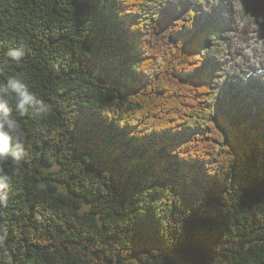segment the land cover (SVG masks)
<instances>
[{"label":"trees","instance_id":"1","mask_svg":"<svg viewBox=\"0 0 264 264\" xmlns=\"http://www.w3.org/2000/svg\"><path fill=\"white\" fill-rule=\"evenodd\" d=\"M150 1L0 0V80L50 105L13 113L31 147L5 167L0 264H264V114L211 108L209 23Z\"/></svg>","mask_w":264,"mask_h":264},{"label":"rangeland","instance_id":"2","mask_svg":"<svg viewBox=\"0 0 264 264\" xmlns=\"http://www.w3.org/2000/svg\"><path fill=\"white\" fill-rule=\"evenodd\" d=\"M146 13L154 18V22L161 19L166 27L176 20L187 24L183 29H188L189 25L201 29L206 23L217 24L220 33H209L207 48L204 50L207 64L218 69L212 73V87L217 96L211 108L217 107L220 111L227 112L235 105L233 100L243 97L247 104L245 107L251 110L247 109L246 113L236 115L237 122L248 117L254 119L264 113V84L243 79L244 73L257 69L255 66H248V61L259 59L260 65H264L261 61L264 53L254 55L250 49L253 40L257 44L264 41V15L257 12L255 0H151ZM191 14H194L193 20ZM241 27L247 29L250 40L246 41L245 34H241ZM238 42L242 43L239 51L234 53V45L238 47ZM257 88L260 89L258 93ZM248 99L251 103H247ZM242 104L240 103V109Z\"/></svg>","mask_w":264,"mask_h":264},{"label":"clouds","instance_id":"3","mask_svg":"<svg viewBox=\"0 0 264 264\" xmlns=\"http://www.w3.org/2000/svg\"><path fill=\"white\" fill-rule=\"evenodd\" d=\"M252 43L257 52L264 53V41L257 44L253 40ZM4 55L8 58L5 63H19L25 53L19 48H9ZM247 64L260 68L259 59L250 60ZM49 111L50 105L30 90L23 75L8 76L6 80H0V209L7 206V192L14 179L5 171V167L9 161L21 163L31 147L20 121L13 113L20 117L37 118L46 116ZM3 239V235H0V241Z\"/></svg>","mask_w":264,"mask_h":264},{"label":"bare ground","instance_id":"4","mask_svg":"<svg viewBox=\"0 0 264 264\" xmlns=\"http://www.w3.org/2000/svg\"><path fill=\"white\" fill-rule=\"evenodd\" d=\"M248 24V23H247ZM210 25V27H209V31H210V33L211 32H219L220 33V31H219V27H218V25L217 24H209ZM212 25H214V27H211ZM204 26V25H203ZM239 31H241L242 33L241 34H245V36H246V41H247V39L248 40H250L251 38L249 37V34H248V31H247V29L246 28H244V27H241L240 28V30ZM191 32V31H190ZM198 32V31H197ZM218 34V33H217ZM252 34V33H251ZM219 35V34H218ZM242 37V36H241ZM250 39H249V38ZM241 40V39H240ZM253 40V39H252ZM250 43H251V41H249ZM236 43V42H235ZM239 43V46L237 47L236 45H234V50L233 51H235L234 53H236V51L238 52L239 50V48H240V45H241V43L242 42H238ZM238 43H237V45H238ZM245 43V42H244ZM247 43V42H246ZM244 45H246V44H244ZM251 51L253 52L252 54H260V52H257V49H256V47H255V45L254 44H252V46H251ZM234 56V55H233ZM244 56V55H243ZM233 58V57H232ZM247 58V57H246ZM246 60V59H245ZM261 61L262 62H264V58H262L261 59ZM229 66V65H228ZM213 67V66H212ZM261 67H264V65H260V68ZM259 68V69H260ZM256 70H258V69H256ZM217 71H218V69H217ZM249 72V71H248ZM247 72V73H248ZM247 73H244L245 75L247 74ZM245 75H243V76H245ZM212 78V77H211ZM244 79V78H243ZM254 79H257V80H262L263 78L261 77V76H258V77H256V78H254ZM230 84V83H229ZM234 85V84H233ZM249 90V89H248ZM260 91V89L259 88H257V93ZM248 93V92H247ZM249 97V96H248ZM233 102H235V105L234 106H232L231 108H234V109H236V107L238 108V116L239 115H242V114H240V113H246L247 112V109H248V107L246 108L245 106L247 105V104H245V101L243 100V97H238L237 99H235V100H233ZM250 101H249V99L247 100V103H249ZM240 103H243L242 105V108L240 109ZM251 103V102H250ZM253 106V105H252ZM227 107V106H226ZM255 107V106H254ZM231 108H229V109H231ZM223 109V108H222ZM255 109V108H254ZM233 110V109H232ZM251 109L249 108L248 109V111H250ZM240 112V113H239ZM234 113H236V112H234ZM262 114H264V113H262ZM248 116V115H247ZM259 118H261V115L259 116V117H255L254 119H256L255 121H256V124H260L259 122H262L263 121V119L262 120H258ZM245 119V118H244ZM253 119V117H251V118H247L246 120H242L241 119V122H239V124H241L242 123V121H253L254 120ZM243 124V123H242ZM243 125H241V127H242ZM260 130H263V127L261 128V125H260Z\"/></svg>","mask_w":264,"mask_h":264}]
</instances>
